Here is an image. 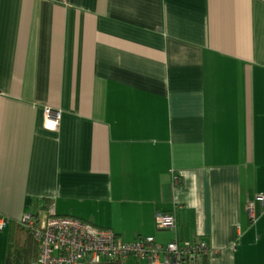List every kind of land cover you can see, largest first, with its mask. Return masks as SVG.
<instances>
[{
    "label": "crops",
    "instance_id": "obj_1",
    "mask_svg": "<svg viewBox=\"0 0 264 264\" xmlns=\"http://www.w3.org/2000/svg\"><path fill=\"white\" fill-rule=\"evenodd\" d=\"M260 193L264 0H0V264L50 207L264 264Z\"/></svg>",
    "mask_w": 264,
    "mask_h": 264
},
{
    "label": "built area",
    "instance_id": "obj_2",
    "mask_svg": "<svg viewBox=\"0 0 264 264\" xmlns=\"http://www.w3.org/2000/svg\"><path fill=\"white\" fill-rule=\"evenodd\" d=\"M61 111L52 107L45 109V126L56 129L60 125ZM264 207V193L257 196ZM252 219H256V204L249 205ZM0 217V228L7 225ZM156 226L163 230L177 227L172 213L158 212ZM20 224L30 229L39 245L38 258L34 264H97L104 260H145L147 264H201L210 253V243L204 239H173L159 242L154 236H140L134 241L123 240L117 232L108 227L73 215H60L55 209H47L43 223L36 221L27 212Z\"/></svg>",
    "mask_w": 264,
    "mask_h": 264
},
{
    "label": "trees",
    "instance_id": "obj_3",
    "mask_svg": "<svg viewBox=\"0 0 264 264\" xmlns=\"http://www.w3.org/2000/svg\"><path fill=\"white\" fill-rule=\"evenodd\" d=\"M19 230L25 232V240L22 245L9 244L6 264H34L38 258L39 245L30 229L19 224ZM97 264H128L121 260H104Z\"/></svg>",
    "mask_w": 264,
    "mask_h": 264
},
{
    "label": "rangeland",
    "instance_id": "obj_4",
    "mask_svg": "<svg viewBox=\"0 0 264 264\" xmlns=\"http://www.w3.org/2000/svg\"><path fill=\"white\" fill-rule=\"evenodd\" d=\"M128 264H132V261H131V260H129Z\"/></svg>",
    "mask_w": 264,
    "mask_h": 264
}]
</instances>
